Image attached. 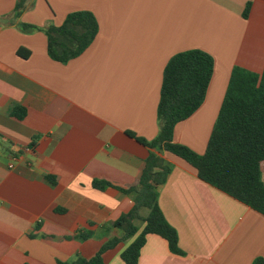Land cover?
<instances>
[{
    "label": "crops",
    "instance_id": "1",
    "mask_svg": "<svg viewBox=\"0 0 264 264\" xmlns=\"http://www.w3.org/2000/svg\"><path fill=\"white\" fill-rule=\"evenodd\" d=\"M16 2L0 0V264L88 259L122 235L109 226L130 211L134 195L113 186L132 184L148 156L127 133L156 137L170 58L194 49L213 57L202 105L173 131L175 143L203 154L232 69L263 70L264 0H26L15 17ZM78 11L93 14L97 35L77 58L55 62L40 29ZM20 24L38 30L24 32ZM19 49L29 56L20 57ZM15 106L25 109L23 120L10 117ZM163 158L172 169L157 189L158 205L185 255L148 235L137 264L264 260V217L199 180L183 160ZM94 180L112 186L98 191ZM77 231L94 236L64 239ZM131 241L105 252L104 263L124 264L120 254Z\"/></svg>",
    "mask_w": 264,
    "mask_h": 264
},
{
    "label": "trees",
    "instance_id": "2",
    "mask_svg": "<svg viewBox=\"0 0 264 264\" xmlns=\"http://www.w3.org/2000/svg\"><path fill=\"white\" fill-rule=\"evenodd\" d=\"M25 2L17 0L15 17H19ZM249 8L247 4L242 15L244 19L248 16ZM20 28L24 32L38 30L27 24H20ZM40 31L46 36L49 58L65 64L80 56L91 45L98 25L93 14L78 11L68 14L60 26H49ZM17 54L22 58L29 56L25 49H19ZM213 69V57L201 50L180 52L170 58L163 70L156 111L159 124L156 137L146 141L127 133L147 148L148 156L132 184L124 188L113 186L124 195H134L130 211L109 226L121 230V237L103 243L91 258L78 256L70 262L58 264H105L103 254L128 240L132 241L120 254V259L124 264H137L148 235L164 239L171 253L185 255L178 247L177 232L166 222L157 200V189L166 181L172 169L171 164L163 158L165 153L187 163L205 184L264 217V67L260 74L240 67L232 69L203 154H197L173 140L175 126L188 119L202 105ZM9 115L23 120L26 111L21 106H15ZM44 179L52 186L56 185L55 177L45 175ZM110 186L106 181L92 182V187L98 191ZM143 211L146 212L144 216ZM57 212L63 213L64 210L57 209ZM93 236L92 231H77L64 239L86 241ZM253 264H264V260L256 258Z\"/></svg>",
    "mask_w": 264,
    "mask_h": 264
},
{
    "label": "rangeland",
    "instance_id": "3",
    "mask_svg": "<svg viewBox=\"0 0 264 264\" xmlns=\"http://www.w3.org/2000/svg\"><path fill=\"white\" fill-rule=\"evenodd\" d=\"M262 172H264V169H263V171Z\"/></svg>",
    "mask_w": 264,
    "mask_h": 264
},
{
    "label": "built area",
    "instance_id": "4",
    "mask_svg": "<svg viewBox=\"0 0 264 264\" xmlns=\"http://www.w3.org/2000/svg\"><path fill=\"white\" fill-rule=\"evenodd\" d=\"M10 167H12V166H10Z\"/></svg>",
    "mask_w": 264,
    "mask_h": 264
}]
</instances>
